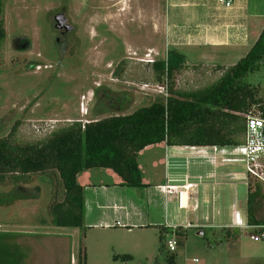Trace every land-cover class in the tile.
Returning a JSON list of instances; mask_svg holds the SVG:
<instances>
[{
    "label": "rangeland",
    "instance_id": "1",
    "mask_svg": "<svg viewBox=\"0 0 264 264\" xmlns=\"http://www.w3.org/2000/svg\"><path fill=\"white\" fill-rule=\"evenodd\" d=\"M166 4L167 0H0L6 31L0 52V138L22 144L42 141L71 122L87 123L149 106L165 95L151 63L142 59L149 54L165 59L174 46L190 65L176 75L179 90L210 85L224 72L217 65L237 63L220 48L218 59L209 60L214 66L200 64L212 48L182 46L190 40L164 28ZM61 11L74 26L66 52L58 46L60 32L54 28V16ZM180 21H186V15ZM242 28L247 33V26ZM240 37L236 42L248 41L246 34ZM245 48L240 59L250 50ZM244 81L258 86L264 101V63ZM226 151L239 170L234 190L243 213L240 220L235 216L237 227L228 229L231 223L222 200L217 206L221 215L210 203L208 210L201 208L194 216L199 217L194 222L198 225L186 227L185 236L170 228L162 240L159 227H55L52 204L64 196L56 171L0 175V264H79L83 249L87 264H264V238H256L258 227L247 228L248 188L260 184L264 193V180L249 178L245 158L230 147ZM143 166L148 174L144 162ZM229 188L224 196L234 192ZM23 195L29 198L8 203ZM262 201L256 214L264 220ZM171 223L186 225L179 219ZM170 241L176 243L175 250L168 247ZM125 254L132 257L113 258Z\"/></svg>",
    "mask_w": 264,
    "mask_h": 264
},
{
    "label": "trees",
    "instance_id": "2",
    "mask_svg": "<svg viewBox=\"0 0 264 264\" xmlns=\"http://www.w3.org/2000/svg\"><path fill=\"white\" fill-rule=\"evenodd\" d=\"M5 39L4 23L0 20V52ZM263 63L264 29L249 52L236 64L219 66L224 72L218 80L202 88L179 90L175 88L176 75L188 66L185 54L171 48L165 59L151 63L156 83L168 79V96L130 114L87 123L71 122L52 131L42 141L22 144L1 137L0 175L56 171L64 187V196L52 204V224L59 228L82 229L85 227V199L78 175L84 170L110 168L122 178L124 185L143 187L138 157L149 145L161 142L195 147L241 145L246 133L245 115L252 109L264 111L259 87L244 80L259 71ZM26 198L29 196L13 197L8 203ZM262 200L261 185L256 184L254 190L250 185L247 228L258 227L257 234L264 233V220L256 214ZM166 232L165 228L161 229V240ZM185 232L181 226L175 229L178 236H185ZM130 257L125 254L113 258ZM86 259L83 249L78 263L87 264Z\"/></svg>",
    "mask_w": 264,
    "mask_h": 264
},
{
    "label": "crops",
    "instance_id": "3",
    "mask_svg": "<svg viewBox=\"0 0 264 264\" xmlns=\"http://www.w3.org/2000/svg\"><path fill=\"white\" fill-rule=\"evenodd\" d=\"M166 5L164 28L167 26L177 36L190 40L182 46L211 47V52L200 63L208 66H214L209 60L218 59L220 48L226 50L225 57L238 62L245 47L251 48L264 29V0H233L230 9L217 0H167ZM183 15L186 21H180ZM243 26H247V33ZM245 34L247 42H236L238 35ZM227 148L229 146L214 149L166 142L149 145L138 157L143 187L124 185L122 178L110 168L84 170L78 175V182L84 187L85 227L128 230L159 227L168 231L180 227L171 223L179 219L185 222L181 227L187 230L188 226L198 225L194 223L199 220L197 213L201 208L208 210L210 203L216 206L217 215H221L217 206L222 200L227 205L231 223L228 229L237 227L235 216L240 220L239 213H243V205L234 190L239 170L229 158ZM187 181L193 184L188 190L180 187L176 193H166L161 189L166 184L182 186ZM229 187L234 192L224 196Z\"/></svg>",
    "mask_w": 264,
    "mask_h": 264
},
{
    "label": "built area",
    "instance_id": "4",
    "mask_svg": "<svg viewBox=\"0 0 264 264\" xmlns=\"http://www.w3.org/2000/svg\"><path fill=\"white\" fill-rule=\"evenodd\" d=\"M218 3L224 5L225 8H232L233 0H217ZM149 58L142 59L146 63H154L156 60L151 58V54L148 55ZM168 79L166 78L161 86L162 92L165 96H168L167 92ZM88 122V121H87ZM232 148V153L242 155L245 159L246 170L248 177H261L264 180V111L260 109H252L246 114V133L245 140L241 145L229 146ZM214 149L219 147L213 146ZM192 183L188 181L182 185L178 186L175 184H166L161 187L166 193H176L179 188L188 190L192 187ZM119 223V222H118ZM248 227V225H247ZM263 227V226H261ZM256 238H264V233ZM170 250L176 249V243L170 241L168 243Z\"/></svg>",
    "mask_w": 264,
    "mask_h": 264
},
{
    "label": "flooded vegetation",
    "instance_id": "5",
    "mask_svg": "<svg viewBox=\"0 0 264 264\" xmlns=\"http://www.w3.org/2000/svg\"><path fill=\"white\" fill-rule=\"evenodd\" d=\"M57 15H63V17L60 16V20H61V25L57 24L56 20H55V17ZM54 20H55V23H54V28L60 32V36H58L57 38V44L58 46L61 48V50L63 52H66L68 51L69 49V44H68V41H69V34L71 32H73L74 30V26H72L69 22V17L67 16V14L64 12V11H61V12H57V14H55L54 16ZM67 25H71L72 26V29L70 31H67L66 30V26ZM24 47H25V44H24Z\"/></svg>",
    "mask_w": 264,
    "mask_h": 264
},
{
    "label": "water",
    "instance_id": "6",
    "mask_svg": "<svg viewBox=\"0 0 264 264\" xmlns=\"http://www.w3.org/2000/svg\"><path fill=\"white\" fill-rule=\"evenodd\" d=\"M60 16L63 17V15H60ZM60 16L57 15V16L55 17V20H56L57 24H59V25H61ZM71 29H72V26H71V25H67V26H66V30H67V31H70ZM200 234H203V232H201Z\"/></svg>",
    "mask_w": 264,
    "mask_h": 264
}]
</instances>
